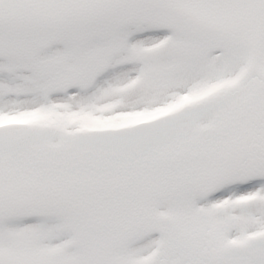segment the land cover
Returning a JSON list of instances; mask_svg holds the SVG:
<instances>
[{
    "label": "snow or ice",
    "instance_id": "snow-or-ice-1",
    "mask_svg": "<svg viewBox=\"0 0 264 264\" xmlns=\"http://www.w3.org/2000/svg\"><path fill=\"white\" fill-rule=\"evenodd\" d=\"M0 264H264V0H0Z\"/></svg>",
    "mask_w": 264,
    "mask_h": 264
}]
</instances>
